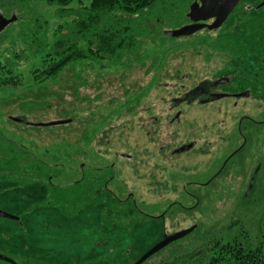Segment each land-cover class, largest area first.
Segmentation results:
<instances>
[{"label":"rangeland","instance_id":"obj_1","mask_svg":"<svg viewBox=\"0 0 264 264\" xmlns=\"http://www.w3.org/2000/svg\"><path fill=\"white\" fill-rule=\"evenodd\" d=\"M55 9L33 2L26 22L45 21L51 33ZM242 15L244 25L231 28ZM14 27L0 38V56L23 47ZM179 27L163 23L162 34ZM154 37L128 69H88L76 81L77 66L37 86L35 59L19 63L16 88L0 91V213L9 216H0V264H135L189 228L142 264H209L214 240L260 241L264 95L178 108L172 100L237 71L242 86L264 89V7L244 12L242 1L218 29ZM231 48L245 57L231 61ZM186 142L193 147L175 153ZM170 202L179 204L167 209Z\"/></svg>","mask_w":264,"mask_h":264},{"label":"trees","instance_id":"obj_2","mask_svg":"<svg viewBox=\"0 0 264 264\" xmlns=\"http://www.w3.org/2000/svg\"><path fill=\"white\" fill-rule=\"evenodd\" d=\"M37 1L43 0H0V12L7 19L14 17V21L0 33V38L7 39L8 35L10 37L15 25L23 29L16 35V41L19 40L23 47L12 51L9 56H0V91H3V88H16L18 80L20 81L16 72L19 63L35 59L41 60L40 68L32 73V81L37 86L54 81L67 69H78L77 66L81 68L79 67V71L74 75L76 81L83 80L82 73L88 69L90 71L128 69L145 57L147 40H152V36L157 38L163 35V23L177 24L179 27L188 22L187 7L193 2V0H45L49 4H55V15L60 20L53 31L47 33V22L34 18L26 22L30 4ZM72 3H75L74 7H70ZM246 21L247 16L242 15L235 22L236 26L233 25L231 28H237L238 24L244 25ZM5 41L0 40V44ZM226 51L231 54V61L245 57L235 52L234 48ZM254 61L261 64L258 59ZM242 71L247 72L244 68ZM27 106L35 107L34 103H28ZM10 118H19L23 122H13ZM10 118L8 117V120L13 123L33 126L26 124L28 123L26 117ZM10 162H13V159ZM175 190L177 189L174 188L173 192ZM178 204L170 202L166 208L170 209ZM179 206L182 209L181 204ZM262 225V236L255 246L245 247L238 241L232 243L223 239L214 240V249L218 252L216 256L212 255L209 258V264H264V221ZM209 244H212L211 241L207 242V249L203 251L213 249Z\"/></svg>","mask_w":264,"mask_h":264},{"label":"water","instance_id":"obj_3","mask_svg":"<svg viewBox=\"0 0 264 264\" xmlns=\"http://www.w3.org/2000/svg\"><path fill=\"white\" fill-rule=\"evenodd\" d=\"M240 0H193V2L189 5L187 12V19L190 21V24L183 25L178 29L169 30L163 33V35L178 39L180 37H190L201 31L203 29L206 30H215L222 26L234 8L237 6ZM264 5V2L259 6ZM212 20L210 24H206V21ZM14 21V17L7 19L0 12V33L4 31V29ZM198 95L199 93L194 89L191 92V95ZM11 121L21 123L23 122L19 118H10ZM69 120L64 121H53L49 124H31L26 123L27 125L33 126H56L63 125L69 123ZM1 217H7L5 214L0 213ZM9 217V216H8ZM7 217V218H8ZM192 231V228H189L185 231L176 233L172 236L166 237L163 241L156 244L150 250H148L135 264H142L149 257L157 253L158 251L165 248L170 243H173L179 239H182L186 235H188Z\"/></svg>","mask_w":264,"mask_h":264},{"label":"flooded vegetation","instance_id":"obj_4","mask_svg":"<svg viewBox=\"0 0 264 264\" xmlns=\"http://www.w3.org/2000/svg\"><path fill=\"white\" fill-rule=\"evenodd\" d=\"M244 5V12H251L254 10V12L260 11L264 5L259 7L264 0H240L237 6L242 3ZM236 6V7H237ZM235 7V8H236ZM234 8V10H235ZM233 10V11H234ZM231 12V14L233 13ZM230 14V15H231ZM3 15V14H2ZM4 16V15H3ZM212 20L206 21V24H210ZM189 21L185 24L187 25ZM236 72V71H234ZM233 72V73H234ZM256 78L259 77L257 75H254ZM239 77V79H237ZM243 76L239 74V71L235 74H220L211 80L202 81L201 83H198L197 85L193 86L192 88L188 89L187 91H184L178 99H173V108H178L181 105H190L193 103L196 104H206V105H213L216 101L222 100V99H232V100H248L251 96L259 97L261 98L262 95H264V89L260 87V89H254L252 90L250 87L242 86L241 79ZM235 79V80H234ZM196 89V91L199 93L198 95L194 94L191 95V92ZM232 108H237L239 105H237V102L232 103ZM178 116V115H177ZM263 123V122H260ZM155 124V123H153ZM147 132V131H146ZM149 134V131L146 133ZM194 145V142H186L184 144H181L175 153H180L184 151H188L191 149ZM120 155V154H119ZM121 156V155H120ZM119 156V157H120ZM130 159H127L129 161ZM128 199H126L127 201ZM125 201V200H123Z\"/></svg>","mask_w":264,"mask_h":264}]
</instances>
